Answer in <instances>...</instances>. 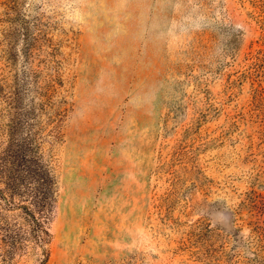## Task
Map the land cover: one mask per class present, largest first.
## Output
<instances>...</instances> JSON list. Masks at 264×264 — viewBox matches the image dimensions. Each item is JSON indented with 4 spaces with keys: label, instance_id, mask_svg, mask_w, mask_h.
<instances>
[{
    "label": "rangeland",
    "instance_id": "rangeland-1",
    "mask_svg": "<svg viewBox=\"0 0 264 264\" xmlns=\"http://www.w3.org/2000/svg\"><path fill=\"white\" fill-rule=\"evenodd\" d=\"M22 72L42 264H264V0H0L3 94Z\"/></svg>",
    "mask_w": 264,
    "mask_h": 264
},
{
    "label": "trees",
    "instance_id": "trees-1",
    "mask_svg": "<svg viewBox=\"0 0 264 264\" xmlns=\"http://www.w3.org/2000/svg\"><path fill=\"white\" fill-rule=\"evenodd\" d=\"M45 106L34 101L28 72L14 79L7 94L0 88V264H13L22 254H33L39 264L47 257V223L57 190L41 149L39 113ZM54 118L48 117L52 129Z\"/></svg>",
    "mask_w": 264,
    "mask_h": 264
}]
</instances>
